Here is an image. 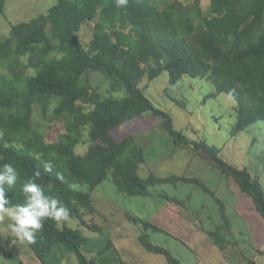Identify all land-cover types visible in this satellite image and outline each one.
I'll use <instances>...</instances> for the list:
<instances>
[{
	"label": "trees",
	"instance_id": "1",
	"mask_svg": "<svg viewBox=\"0 0 264 264\" xmlns=\"http://www.w3.org/2000/svg\"><path fill=\"white\" fill-rule=\"evenodd\" d=\"M185 1L172 0L161 8L152 0H127L121 7L117 0H58L46 14L13 25L10 35L0 38V166L10 162L18 172L14 186L4 185L6 207L26 203L22 184L39 171L36 182L44 195L69 212L59 222L45 218L34 240H25L41 264L75 259V264H98L99 254L89 257L94 253L90 239L68 220L97 228L87 223L85 211H94L92 193L111 176L118 191L129 196H151L160 185L183 184L216 197L198 177H141L146 148L134 136L118 142L112 133L147 114L161 118L172 138L210 157L264 218L261 181L247 168L225 161L220 148L192 142L177 131L173 117L158 109L142 86L165 72L173 85L185 76L207 80L215 88L211 97L225 94L237 101L233 136L264 123V0H210L207 10L202 8L204 0ZM5 3L0 0L1 13ZM87 26L92 37L85 42L82 33ZM93 73L103 75L113 93L121 96L102 95L90 83ZM37 109L47 122L63 125L57 140L48 142L35 127ZM87 145L86 153L77 152ZM49 161L53 168L46 172L44 163ZM128 219L141 229L139 240L147 251L164 255L169 264H184L151 242L150 231L163 233L159 226L132 215ZM207 232L221 251L239 244L227 222Z\"/></svg>",
	"mask_w": 264,
	"mask_h": 264
},
{
	"label": "rangeland",
	"instance_id": "2",
	"mask_svg": "<svg viewBox=\"0 0 264 264\" xmlns=\"http://www.w3.org/2000/svg\"><path fill=\"white\" fill-rule=\"evenodd\" d=\"M152 1L161 8L172 4V0ZM193 2L187 0L185 4ZM57 3L58 0H6L0 12V38L8 37L13 25L46 14ZM209 7L210 0H204L202 8ZM82 36L85 42L91 39L90 26L85 27ZM89 80L102 95L121 96L113 93L103 75L93 73ZM142 86L153 104L173 117L177 131L192 142L205 141L220 148L225 161L241 169L247 168L264 187L263 122L233 136L237 101L225 94L211 97L215 88L207 80L185 76L173 85L169 73L165 72ZM35 112V127L43 131L48 142L57 140L63 125L47 122L39 109ZM112 134L118 142L134 136L138 144L146 148L147 162L139 172L142 178L147 179L151 174L198 177L215 192L217 201L194 185L183 184L160 185L152 189L151 196H129L118 191L111 176L92 193L94 211H85L87 223L97 228L90 230L77 220H68L71 227L90 239L89 247L94 251L90 258L99 254L98 264H119L120 260L129 264H169L164 255L151 253L141 245V229L128 219L132 215L159 226L163 233L150 231L151 242L168 249L184 264H248L247 260L264 264V218L254 201L233 179L225 178L210 157L192 144L172 138L163 128L162 119L152 114L135 118ZM88 147H80L77 152L84 154ZM77 188L89 191L87 186ZM173 198L184 203L170 200ZM0 216L3 217L0 219V264H41L26 241H20L11 233L10 218L4 213ZM225 222L232 227L239 244L221 251L207 231ZM85 253L88 254L86 249ZM75 260L67 264H75Z\"/></svg>",
	"mask_w": 264,
	"mask_h": 264
},
{
	"label": "clouds",
	"instance_id": "3",
	"mask_svg": "<svg viewBox=\"0 0 264 264\" xmlns=\"http://www.w3.org/2000/svg\"><path fill=\"white\" fill-rule=\"evenodd\" d=\"M127 0H117V7L126 5ZM53 164L44 163V170L51 172ZM40 172L35 177H30L22 184V193L25 204L6 207L9 199L6 196L4 185L14 186L18 180V172L12 163H4L0 166V213L6 214L12 223L9 225L11 233L20 241H33L36 232L43 228L45 218L57 222L68 218V209L57 199L44 195V189L36 182ZM58 178H60L58 176ZM3 217L0 216V219Z\"/></svg>",
	"mask_w": 264,
	"mask_h": 264
}]
</instances>
